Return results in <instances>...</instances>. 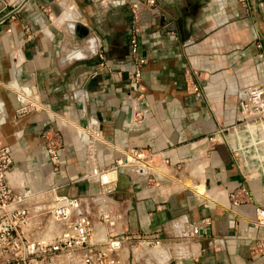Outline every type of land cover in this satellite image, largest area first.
Listing matches in <instances>:
<instances>
[{"label": "crops", "instance_id": "0c3cea01", "mask_svg": "<svg viewBox=\"0 0 264 264\" xmlns=\"http://www.w3.org/2000/svg\"><path fill=\"white\" fill-rule=\"evenodd\" d=\"M130 19L124 0H0V147L13 156L9 185L26 187L31 204L97 195L92 169L113 166L132 147L154 149L158 161H185L183 169L167 166L156 182L131 167L111 173L120 235L132 237L122 263L264 264V226L253 223L264 179H248L254 202L231 210L229 191L243 177L227 146L208 142L235 121L241 91L264 83V0H156L142 13L146 63L137 83L129 79ZM19 95L31 103L23 114ZM136 107L145 109L140 120ZM55 131L63 136L57 169L47 153Z\"/></svg>", "mask_w": 264, "mask_h": 264}, {"label": "built area", "instance_id": "2783aa9c", "mask_svg": "<svg viewBox=\"0 0 264 264\" xmlns=\"http://www.w3.org/2000/svg\"><path fill=\"white\" fill-rule=\"evenodd\" d=\"M129 3V48L134 68L129 73L131 83L142 78L146 58L141 52L143 10L155 7L156 0H124ZM244 1V0H242ZM98 56L108 67L107 55L99 48ZM196 92L199 84L192 83ZM20 114L28 111L31 103L17 96ZM143 107L133 110V119L140 120ZM91 136L99 140L101 129ZM209 144L224 143L231 160L243 181L229 191L230 207L253 203L247 185L251 178L264 179V83L244 88L238 98L237 116L233 123L221 125L208 135ZM63 136L55 131L47 136V153L55 168L61 165L59 148ZM158 152L150 148L132 147L107 168H94L91 175L98 177L101 191L86 197L56 194L51 199L28 203L31 196L14 191L8 183V173L13 166V156L7 146L0 147V264H121L122 250L132 237L120 235L123 212L114 205L112 192L116 178L111 173L120 167H144L150 180L153 175L166 173L167 166L183 169L185 161L171 162L169 158L157 159ZM253 223L264 226V208L255 206ZM35 221V225H30ZM34 233L35 236H31ZM137 246H153L159 239H138ZM134 244V246L136 245ZM264 250V243L257 245Z\"/></svg>", "mask_w": 264, "mask_h": 264}, {"label": "water", "instance_id": "95a60500", "mask_svg": "<svg viewBox=\"0 0 264 264\" xmlns=\"http://www.w3.org/2000/svg\"><path fill=\"white\" fill-rule=\"evenodd\" d=\"M174 28H175V23H172L171 25H169L168 30H173ZM123 76H124V78H125V77H128V72L125 71V72L123 73ZM134 169H136L137 171H139V172L142 173V174H145V173H146V169H145L144 167H134ZM9 173H10V171H9ZM9 173H8V177H9ZM29 192H30V191L27 190L26 187H23V190H22L20 193H21L23 196H29V195H30Z\"/></svg>", "mask_w": 264, "mask_h": 264}, {"label": "bare ground", "instance_id": "6f19581e", "mask_svg": "<svg viewBox=\"0 0 264 264\" xmlns=\"http://www.w3.org/2000/svg\"><path fill=\"white\" fill-rule=\"evenodd\" d=\"M123 264V263H122Z\"/></svg>", "mask_w": 264, "mask_h": 264}]
</instances>
